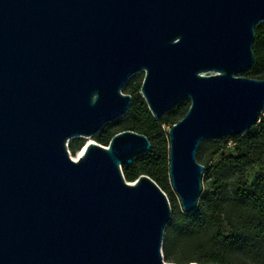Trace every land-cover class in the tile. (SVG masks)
<instances>
[{"label": "water", "instance_id": "1", "mask_svg": "<svg viewBox=\"0 0 264 264\" xmlns=\"http://www.w3.org/2000/svg\"><path fill=\"white\" fill-rule=\"evenodd\" d=\"M264 0H0V264H167V195L123 167L148 154L133 131L89 144L141 94L169 130L170 180L182 210L198 208L204 141L243 136L260 122L255 64ZM196 264V263H194Z\"/></svg>", "mask_w": 264, "mask_h": 264}, {"label": "trees", "instance_id": "2", "mask_svg": "<svg viewBox=\"0 0 264 264\" xmlns=\"http://www.w3.org/2000/svg\"><path fill=\"white\" fill-rule=\"evenodd\" d=\"M255 64L247 77L264 80V22L256 27ZM144 74L133 76L123 93L132 97L131 106L122 118L106 124L93 138L108 147L118 134L133 131L145 135L150 153L137 157L133 165L123 167L127 182L150 177L167 195L172 220L167 225L162 252L171 264H264V114L255 128L237 138L205 141L198 161L206 169L214 158L207 189L198 208L185 214L170 180L169 130L180 122L190 108L186 101L157 120L141 94ZM169 128V130H167ZM86 139L70 142L75 155L86 146ZM209 161H204L207 145ZM229 144L233 151L228 152ZM260 166L259 174L249 182L247 171Z\"/></svg>", "mask_w": 264, "mask_h": 264}, {"label": "rangeland", "instance_id": "3", "mask_svg": "<svg viewBox=\"0 0 264 264\" xmlns=\"http://www.w3.org/2000/svg\"><path fill=\"white\" fill-rule=\"evenodd\" d=\"M140 73L144 74V77H145V73H144V72H140ZM140 73H138V74H140ZM246 75H247V74H245L244 76L247 77ZM186 101L190 102L189 100H186ZM186 101H184V102H186ZM167 130H169V128H167ZM86 141H87V143H86V146H85L84 148H86L90 142H91V143H97L96 141L93 140V138H91V139H86ZM207 141H211V140H207ZM204 142H205V141H204ZM69 144H70V143L67 144V145H68L67 149H68V151H69V155H70V157L72 158V160H74V161H78L79 158H80V154L77 153V154L74 155V154L70 151ZM210 148H211V146L208 144L207 147H206V153H205V155L203 156V160H204V161H209V160H210V159H209V158H210V157H209V154H210ZM232 151H233V144H229L228 152H232ZM216 161H217V158H214L212 163L209 161V163L207 164V167H206V169H205V173H204V177H203V190L208 188V187H207V182L209 181L208 178L210 177L211 170H212V168H213V164H214ZM260 171H261V170H260V166H257V167H255V168H253V169L247 171L246 176H247V179L249 180V182H252L253 179L259 174ZM164 262H166L165 259H164ZM166 263H167V264H171V263H168V262H166Z\"/></svg>", "mask_w": 264, "mask_h": 264}, {"label": "bare ground", "instance_id": "4", "mask_svg": "<svg viewBox=\"0 0 264 264\" xmlns=\"http://www.w3.org/2000/svg\"><path fill=\"white\" fill-rule=\"evenodd\" d=\"M89 144H91V142H90ZM89 144H88V145H89ZM85 149H86V148H84L81 152H79L80 157L83 156V154H84V152H85Z\"/></svg>", "mask_w": 264, "mask_h": 264}, {"label": "built area", "instance_id": "5", "mask_svg": "<svg viewBox=\"0 0 264 264\" xmlns=\"http://www.w3.org/2000/svg\"><path fill=\"white\" fill-rule=\"evenodd\" d=\"M262 114H264V111H263V113Z\"/></svg>", "mask_w": 264, "mask_h": 264}]
</instances>
